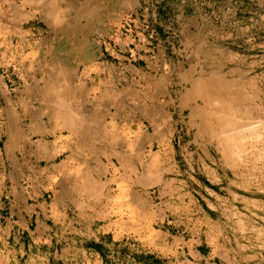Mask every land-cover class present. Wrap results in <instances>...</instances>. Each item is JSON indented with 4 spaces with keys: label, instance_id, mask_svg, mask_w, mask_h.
<instances>
[{
    "label": "rangeland",
    "instance_id": "obj_1",
    "mask_svg": "<svg viewBox=\"0 0 264 264\" xmlns=\"http://www.w3.org/2000/svg\"><path fill=\"white\" fill-rule=\"evenodd\" d=\"M52 2L64 11L65 17H69V20L76 23V25L67 26V40L73 36L80 39L84 37L89 42L87 49L77 46V49L73 50V58L77 62L72 66L73 73L68 76L71 77L74 89L78 88V91L74 95H69L68 105L71 104L66 110L72 112L71 115H77L80 118H91L86 122L88 127L83 131L82 138L88 139L89 147H93L95 151L89 154L90 159L86 160V164L93 186L97 184L95 186L97 188L89 186L95 191L92 192L94 189L89 190L82 178L87 171L82 168L81 164L74 165L73 163L74 167L69 171L74 174L76 183L67 185V188L78 194L80 198L90 199L91 204L96 207L93 210V225L101 226L102 230L109 232L106 235L107 244L114 241L116 243L126 242L133 245V249H128V251L135 253L144 246H159L162 243L163 237L156 231H148L147 225H142L141 220L138 219L141 212L130 206L133 185L129 183L142 178L149 179L150 190L155 189V195L158 194L157 188L164 183L161 193L170 199L184 197L188 202V199L206 196L215 203L216 208L212 210L204 206L202 215L212 218L217 224H232V221L234 225L240 226L249 223L264 224V219L255 215H247L246 210L249 206L248 197L264 195V185L256 183L259 177L264 175V56H262L264 54V45H262L264 44V26L261 25L260 28L258 25H253L248 34L243 33L240 24L233 28L228 25L232 20L225 8H197L196 6L199 5L197 0L186 1L185 6L180 9L173 7L181 6L183 2L180 0H170L169 3L167 0H106L98 6L96 13L91 15L93 19H90L89 25H85V17L81 12L83 0H53ZM2 3L5 11L3 14L0 10V200L6 203L13 179L19 177L22 182H30L27 180L28 175L34 172L26 165L20 170L13 169L9 163V160L13 158L12 155L16 160H28L29 165H37L38 170L46 165V162L36 160L30 150L23 152L25 145L30 143L31 146H29L33 148L34 142L38 141L36 133L27 126L29 117L25 115L23 106L27 102L28 104L33 102V110L37 107L43 109L44 106L36 100L37 82L40 81L42 84V81L40 73L36 70L38 65L35 63L33 51L7 48L8 43L13 46L18 44V36L1 29L2 24L9 23L10 19L7 6L10 2L0 0L1 6ZM168 4L170 8L167 7ZM27 11L31 9L27 8ZM145 12L149 14L145 16ZM252 12L249 15H253ZM32 14L44 37L48 30L46 23L39 15ZM137 17L140 19L137 20ZM154 17H157L154 25L141 24L142 22L146 24V19L151 23ZM234 17V19L241 20L238 15ZM143 28H145V33L146 29L149 32L153 29L156 37L149 45L150 49H141L134 53L130 49L135 50V45L138 46L137 32L141 33ZM227 29L230 30L227 31ZM12 31H15V28H12ZM119 35L123 38L122 42H126L124 38H127L131 40V43H125V46L119 45L117 41ZM51 38L54 41L57 40L53 37L43 39L42 45L46 46V41ZM140 42L142 44V41ZM68 43L72 44V41ZM77 43L82 44L81 41H74L73 44L77 45ZM105 47L108 48L106 51ZM46 51L47 49H44L41 52L42 57L39 59L42 63L48 58ZM9 52L12 54L7 55ZM14 54L19 58L23 56L24 61L25 59L30 61L26 65L23 64L25 66L21 67L23 71L12 67ZM6 66L11 67L8 70ZM210 68L217 69L220 74L222 73L221 76L233 81V87L242 96L238 103V112L241 116L260 117L261 129L259 127L258 134L252 135L253 139L255 135V139L258 138L255 145L257 148L252 146L255 142L248 134L244 138L248 141V150L239 155L235 153L232 158L225 157L211 145L214 138L212 139L208 133H201L197 130L196 124L200 122V119L195 116L190 120L189 109L182 110L179 102L175 100V92H185L180 89V81L206 77ZM157 82L159 84L155 91L154 85ZM81 88H85L87 93L81 94ZM114 89L115 92L121 91L123 97H126L124 104L114 97L103 98L98 100V103L92 99L93 94L101 97L103 92L109 90L108 93H111ZM32 90L33 92L29 93ZM1 94L4 96L3 99ZM191 104L195 103L191 101L189 105ZM154 106L156 111H154ZM90 109L96 112L93 116L89 114ZM43 116L48 118L44 112L39 115V118ZM22 117H24L23 120ZM153 121H161L162 124L163 150L160 153L155 151H158L156 146L153 150L149 146L153 136L150 122ZM9 123L12 128L9 127ZM140 129L144 130L147 137L137 145L136 138ZM10 131L15 134V138L12 142L11 153L8 155L5 149ZM54 137V135H48L46 140L50 142ZM101 139L104 141L105 152L100 153L101 160H96L95 157L99 155L97 148L102 142ZM252 147L255 149L253 150ZM256 154L260 156L256 157ZM64 155L60 154L56 160L63 158ZM151 155L154 156L153 160L150 159ZM119 157L124 160L123 164L119 163ZM102 165L105 170L102 169ZM37 173L44 174L40 171ZM196 181H200L202 185H195L193 182ZM240 181H254L255 183H235ZM26 186L29 192H33L35 188L34 191L44 193L48 200L51 197V189L55 187L53 184ZM170 195L173 196L169 197ZM177 195L179 197H176ZM99 205L105 207L98 209ZM68 212L70 217L75 215L70 209ZM186 213L187 217H192L191 221L197 215H201L195 211V208L188 207ZM115 218L118 220L115 221ZM4 224L5 222L2 225ZM140 229L143 230L140 231ZM7 235V231H0V264H55L56 258L49 255L55 250L47 246L33 245L32 242H26L23 246V242L9 240L4 248V241H8ZM61 251L58 250V257ZM154 251L160 255L164 250L157 248ZM63 252L66 253L68 250H63ZM247 253L251 251L245 245L235 247V254ZM66 258L64 254L58 260L66 261ZM242 259L243 263L247 264L252 263V260H257L248 255ZM105 264L137 263L126 259L121 262L114 260L111 256ZM215 264L222 263L215 262Z\"/></svg>",
    "mask_w": 264,
    "mask_h": 264
},
{
    "label": "crops",
    "instance_id": "obj_2",
    "mask_svg": "<svg viewBox=\"0 0 264 264\" xmlns=\"http://www.w3.org/2000/svg\"><path fill=\"white\" fill-rule=\"evenodd\" d=\"M9 1L10 7L13 9L19 10L22 7L20 0ZM169 1L167 0L168 3ZM180 1L183 2L181 6L175 5L173 7H177L178 9L183 8L185 6L184 3L188 0ZM198 1L199 5L196 6L197 8H225L226 12L230 13V20H232L228 25H231L233 28L240 24L243 33L248 34L250 27L253 25H258L260 28L264 26V0ZM25 5L30 9L34 8V5ZM167 7L170 8V4ZM0 10L4 14L3 3L2 6L0 5ZM251 10L255 11L252 12ZM251 12L253 15H249ZM148 14V12H145V16ZM235 15H238L241 20L234 19ZM136 19L139 20L140 18L137 17ZM152 19L151 23L146 19L147 23L143 24L142 22L141 24L145 26L154 25L157 17ZM35 21L33 17L26 16V13L22 14L18 20L19 31L14 26H9L5 23L8 30L2 26V31L10 34L14 33L18 36V44L13 46L11 43H8L6 44L7 48L11 50L22 48L24 51H40V54L44 49L53 47V39L46 41V46L42 45L44 37L41 35V29ZM38 21L41 20L38 19ZM10 28H15V31H11ZM144 30L145 28L141 30V33L137 32L139 47L135 45V50L130 49L134 53L141 49H150L149 45L153 43L156 37L154 36L153 29L151 32L146 29V33ZM231 31L233 32V29ZM122 39L121 35L117 37L119 45L125 46V43H131V40H127V38H124L126 42H122ZM69 41H72V44L74 41H81V45L78 43L76 45L81 49L89 47L88 39L84 37L80 39L79 37L72 36ZM140 41H142V44ZM107 49V47L104 48L105 51ZM8 54L11 55L12 52ZM10 67L6 66V69L9 70ZM12 67L14 68L13 65ZM58 116H54L52 119L45 118L44 116L37 119V124L33 128L36 131L35 135L41 141L42 147L38 150L36 147L31 148L29 145H25V150L23 151L30 150L36 160H44L46 165L38 170L37 165H29L28 160H16L14 155H12V160H9L13 169L20 170L26 165V167L31 168L35 173L32 172V174L28 175L27 180L30 182H22L19 177L14 178L10 183L11 188L7 194L8 200L6 203L0 200V231L8 232V241H4V248L9 243V240L23 242V246H25L26 242H32L33 245L37 244L38 246H47L55 250V252L49 253V255L56 258L55 264H105L111 256L114 260L117 259L122 262L126 259L137 264H215V262L222 264H247L243 263L242 259L246 255L257 259L256 261L252 260V263L249 264H264V224L256 225L249 223L240 226L234 225L233 221L232 224H217L212 218L202 215L205 209L204 206L212 210L216 208L212 200L206 196L188 199V202L185 201L184 197L178 199L167 198L165 194L161 193L164 183L157 188L158 194L155 195V189L153 191L150 190L151 185L148 178L137 179L135 180L136 182L129 183L133 185L130 206L141 212L138 215V219L141 220L142 225H147L148 231H156L163 237L162 243L159 246H144L140 250H136L135 253L128 251V249H133V245L126 242L116 243L114 241L107 244L106 235L109 232L102 230L101 226L93 225V210L96 207L91 204L90 199L85 200L83 197L80 198L78 194L67 188V185L76 183L74 181V174H71L69 171L74 165L81 164L82 168L87 171L85 175L89 174L86 160H89V154L95 151L93 150L94 148L91 150L89 143H86L81 135H83L82 131L88 127L86 122L90 121L91 118L85 117L84 119L73 115L67 119V116ZM82 121L86 124L85 126L82 124ZM30 134L33 135V133ZM48 135H54L55 137L52 141L48 142L46 140ZM14 151L15 149L12 153ZM104 152L105 147L102 139L101 144L97 148L99 155L95 157L96 160H101L100 153L103 154ZM60 154L65 155L63 158L56 160ZM101 167L105 170L103 165ZM38 171L44 174L39 175ZM85 175L82 176L83 180L86 178ZM88 176L91 178L90 174ZM260 177L256 183L264 185V175ZM193 183L195 185H202L200 181ZM235 183L255 182L240 181ZM29 184L33 186L55 185L51 189L50 200L45 197L44 193L34 191V187H32L34 188L33 192H29L26 186ZM171 196L173 195L169 197ZM176 197H179V195ZM247 201H249V206L246 209L247 215H255L264 219V195L248 197ZM104 207L99 205L97 208L102 209ZM187 207L195 208V211L201 215H197L191 221L192 217H187ZM69 209L75 215L70 217L68 215ZM231 209H234L233 205ZM117 220L118 218H115V221ZM3 222H5L4 225H2ZM142 230L140 229V231ZM242 244L248 247L251 253L235 254V247ZM157 248L164 251L160 255L156 254L154 249ZM59 249L62 250L59 257H63L65 254L67 256L66 261L58 260ZM66 249L68 252L64 253L63 250Z\"/></svg>",
    "mask_w": 264,
    "mask_h": 264
},
{
    "label": "bare ground",
    "instance_id": "obj_3",
    "mask_svg": "<svg viewBox=\"0 0 264 264\" xmlns=\"http://www.w3.org/2000/svg\"><path fill=\"white\" fill-rule=\"evenodd\" d=\"M52 1L53 0H20V4L22 7L19 8V10L15 9V8H14L15 9L14 10L12 7H10V3L7 4L8 9H9L8 14L10 15L9 23L7 22L9 26H14L16 28V30H18L19 17L24 13H26V16L28 15V16L32 17L33 16L32 13H34V16L39 15V17L47 25L48 30H47L46 35L44 36V39H48L50 37H53L55 39L57 38V40H55L53 43L54 44L53 47H50L45 52L46 54H48L47 55L48 58L45 59L43 61V63L39 59L40 57H42L41 53L39 54L40 51H33V53H34L33 57H34V59H36L35 63H37L36 65H38V69H36V70L38 73H40V80L42 81L41 82L42 84H40V81L37 82L38 87H37L36 100H38V103L42 104L44 107H43V109H42V107H37L36 109L33 110L32 109L33 108L32 106H34L33 102H31L29 104H28V102L27 103L25 102L26 104H24L23 109L25 111V115L29 117L27 126L29 129H31V131H33L35 133H36V131L34 130L33 126L35 124H37V119H39V115H41L43 112L49 119H52L54 116L59 117L58 115L65 116V117L67 116L66 117L67 119H68V117L71 118V116H73V115H71L72 112H68L66 110L68 108V106L71 104L70 103L68 105V103H69L68 97L71 94L74 95L75 92L78 91V88L74 89L71 77L68 76V74L73 73V67L72 66L74 65V63L77 62V60L73 58V50L77 49V46H76V44H69L68 43V41H69V40L67 41L68 33L66 32L68 30V27H67L68 25H71V24L76 25V23L69 20V17H65L66 15H65L64 11L61 10V8L56 3L52 2ZM105 1L106 0H83L81 12L85 17V22H84L85 25H87V24L89 25L90 19H93V18H91L92 17L91 15L93 13H96L97 8H99L98 6L105 3ZM25 4H28L30 6L34 5V8H31V11H27L28 7H26ZM70 8H72V7H70ZM103 17H104V15H103ZM3 26H4L3 28H6L8 30L7 25H3ZM10 29L12 31V28H10ZM70 36H72V35H70ZM13 58H14L13 65L16 69H21L23 64L26 65V64L30 63V61H28L26 59L24 61L23 56H22V58H19L17 55L14 54ZM94 58H95V56H94ZM23 67H25V66H23ZM126 68H129V67H126ZM221 74L217 69L210 68L206 77H197L194 79L192 78L190 80H185V82L180 81V89H183V91H185V92L182 93V92L177 91V92H175L174 97H175V100H177L179 102L182 110H184L185 108L189 109L190 120H192L195 116H197L200 119V122L196 124L197 130L201 133H206V134L208 133L212 139L214 138L212 140L211 145H213L215 150L220 151L225 157L231 158L233 156V154H235V153H238V155H239L241 152L245 153V151L248 150V141H245L244 138L248 134L251 136L254 134H258L257 130L259 129V127L261 126L262 123L260 121V117L259 118L258 117L250 118V117H243L239 114L238 103L240 102L242 96L240 95V93H238L236 91L235 87H233V84H232L233 81L231 79L224 77V76H221ZM158 84L159 83L157 82L154 85L155 91H157ZM27 85H25V86H27ZM81 87H84V86H81ZM29 88H31V87H29ZM84 89L83 88L80 89L81 94H85V92L87 93V91H85ZM108 91L103 92L101 97H97L96 94H93L95 96L92 95V99L97 101L95 103H98V100H102L103 98L106 99V98L114 97L115 99H117V98L120 99L122 104H124L126 102V97L125 98L123 97V93H121V91L115 92V89H114V91L111 90L112 91L111 93L110 92L108 93ZM31 92H33V90L29 91V93H31ZM27 93H28V91H27ZM3 94H4V92H3ZM1 98L2 99L4 98V96L2 94H1ZM13 100H15V99H13ZM28 100H29V98H28ZM93 100H90V102H93ZM25 101H26V99H25ZM191 101H193L195 104L189 105V102H191ZM20 103H22V101ZM96 108H98V106H96ZM154 109H155L154 111H156L155 106H154ZM90 111H91V113H89V114L92 116L96 113V112H94L93 109H90ZM10 117H11V115H10ZM78 117H80V116H78ZM113 117H115V116H113ZM83 118L85 119V117H83ZM15 120H13V121L15 122ZM5 121H6V119H5ZM92 123H94V122H92ZM29 124H30V127H29ZM123 125H124V123H123ZM150 125H151L152 130H153V132H152L153 136H152V139H150V145L149 146H150L151 150H153V147L156 146L158 148V151L157 150H155V151L157 153H160L163 150V142L161 141V137H162V135H161V125H162L161 121L150 122ZM89 126H90V123H89ZM91 126H92V124H91ZM9 127L12 128L10 123H9ZM260 129H261V127H260ZM82 132H80V133H82ZM138 133L139 134L137 135V138L135 137L137 140L136 141L137 145H139L143 141V138L147 137L146 133L142 129H140L138 131ZM259 135H262V134L259 133ZM259 135H257V136L259 137ZM27 137H29V136H27ZM8 138H9L8 141L6 140L7 145H6L5 150L7 151L8 155H9L11 153V150H12L11 149L12 148V142L14 141L15 134L12 131H10ZM255 138H256V135H255ZM255 138L253 139V136H252V139L254 140L253 142H255V144L253 143L254 145H252V146L257 148L255 145H256V141L258 138L257 139H255ZM259 139H260V137H259ZM83 140L86 143H90L89 140L86 138L85 139L83 138ZM40 142H41L40 139H38V141L34 142L33 148L36 147L38 150H40L42 147ZM27 143H28V140H27ZM28 145H30V143H28ZM249 145L251 146V144H249ZM91 148H93V147H91ZM255 148L252 147L253 150ZM153 155H154V153H153ZM258 155L256 157H258ZM153 157L151 155L150 159L153 160ZM158 159H160V158H158ZM118 160H119L120 164L124 163V160L121 159V157H119ZM154 160H155V158H154ZM148 165H150V164H148ZM147 168H149V166ZM79 172H81V171H79ZM88 175L89 174L85 175L86 178H84V181L87 182L85 185L88 186V188H89V186H93V182L91 181V178ZM95 186H93V187L95 188ZM88 188L86 187V189H88ZM94 188L90 187L89 190L94 189ZM95 189L92 190V192H94Z\"/></svg>",
    "mask_w": 264,
    "mask_h": 264
}]
</instances>
